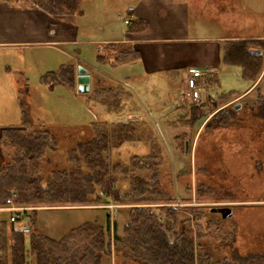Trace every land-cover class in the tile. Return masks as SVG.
<instances>
[{
    "label": "rangeland",
    "instance_id": "rangeland-1",
    "mask_svg": "<svg viewBox=\"0 0 264 264\" xmlns=\"http://www.w3.org/2000/svg\"><path fill=\"white\" fill-rule=\"evenodd\" d=\"M187 1L193 7L197 0ZM260 3L261 14L257 26H216L213 21H205L206 26H182L180 31L188 38L229 35L264 38V1L260 0ZM134 4V0H91V2L82 0L81 15L44 16L55 26L65 24L73 27L77 43L64 49L75 54L80 53L76 55V64L83 66L87 71L88 69L92 71L94 68L110 76L114 70L95 61L97 46L88 45V39L120 35L122 31H126L128 26L123 20H130L127 8H132ZM31 10L33 9H29L30 13ZM190 13L192 20L190 24L193 25L197 12ZM39 16H42L41 13ZM18 21L15 16L3 19V15H0V40L3 37L7 40L23 37L22 33L19 35L17 31L10 29L17 26ZM173 33L177 32H163L158 26H150L144 36L166 38ZM261 47L262 44L253 46L254 49ZM159 49L163 52L162 58L168 61H174L177 57L188 60L190 56L193 60L191 65L198 60L202 50L194 44L186 53L178 50L177 45L171 43H163ZM21 50L26 68L32 67L28 73L31 82L39 81L40 76L57 70L58 64L61 66L66 61L65 56L48 47L27 46ZM160 69L147 75L146 81L149 84L147 89L133 94L131 102L126 104L132 109L128 110L123 104L122 110L116 114H108L100 110V106L88 102L87 93H77V89L75 93L63 88H54L51 92L44 87L45 92L37 94L36 91L34 92L35 86L30 87L27 90L30 114L34 115V119L41 115L45 126L57 140L56 151L46 154L47 160L42 167L44 178L47 179L55 169L64 170L70 166L66 163L67 151L75 143L88 141L93 137L91 124L123 121L126 119V114L132 112L143 120L151 121L147 124L152 140L161 148V161H158L160 159L156 160L157 163L155 161L156 166L161 162L156 172L159 175L157 183L170 199L164 203L139 206L152 209L156 206L170 207L179 211L181 220L189 216L191 209L200 208L203 216L201 225L204 230H209L206 222H214L218 227H213V235L219 231L223 234V238H226L224 237L226 234L233 233L232 240L231 237L220 241L208 237L201 241L204 251L211 254L213 263L224 258L229 260L235 254L241 257L253 254L264 255V118L256 117L258 94L264 96L261 75L249 92L222 101L220 97L243 93L251 83L243 79L238 67L220 63L216 71L217 86L200 85L207 104L200 107L193 106L200 111L202 121L189 128L178 121L182 117L186 118L192 108L187 101L181 99L186 86L187 73L185 77L178 78L173 75V70L166 72ZM74 71L76 86L75 67ZM93 76L92 87L95 78H100L96 71ZM31 85L35 84L31 83ZM237 104L241 107L234 110ZM222 110L233 111L234 118L227 124L225 123L227 119H223L213 126H205ZM155 120L157 122L153 123L152 121ZM129 144L111 152L109 163L126 164L132 155H144L147 151L144 143ZM7 161L8 157L4 155L0 146V166ZM142 174L151 175L152 171ZM196 191H199L200 196ZM220 206L232 207L233 215L230 219L222 220L218 214L209 212L210 208ZM128 207L109 201L108 204L99 205L38 208L36 227L46 237L57 240L83 223L105 227L106 218L109 216V240L106 238V243L109 242L110 253L108 257H104L101 264H142L140 260L129 261L121 254H116V246L113 245V234L121 237L124 235L122 229L127 220ZM7 217L5 212H0V219ZM114 223L116 229L112 225Z\"/></svg>",
    "mask_w": 264,
    "mask_h": 264
},
{
    "label": "trees",
    "instance_id": "trees-1",
    "mask_svg": "<svg viewBox=\"0 0 264 264\" xmlns=\"http://www.w3.org/2000/svg\"><path fill=\"white\" fill-rule=\"evenodd\" d=\"M0 1H25L50 17L82 14V0ZM259 44L263 47L253 48ZM102 48L96 54V62L109 67L133 62L140 57L137 51L124 43L106 44ZM257 50L261 51L260 55L255 53ZM219 57L221 64L238 67L243 79L251 83L250 86L260 75V81L264 84V39L223 41ZM74 67V63L62 65L55 72L45 73L40 83L48 91L63 88L75 93ZM201 84L217 86L218 77L216 74L199 77L195 85L201 88ZM93 85L86 94L88 102L104 107L108 114L119 113L122 105L132 98V93L123 85L105 77L95 78ZM242 94L233 93L229 97H220V100ZM27 96V88L24 87L18 94L20 125L1 130L0 146L8 161L0 166V205L10 193L15 192L18 204L34 209L22 212L18 223H9L8 217L0 219V264H101L110 253L109 242L106 243V238L109 240V216L105 227L83 223L54 240L39 232L36 212L38 208L99 205L108 204L109 201L129 206L122 229L124 235L112 236L116 254L129 261L140 260L142 264H264L263 254L241 257L235 253L229 260L224 258L213 263L211 254L204 251L201 241L208 237L219 241L231 237L232 240L233 233L226 234V238L219 231L213 235V227H218L214 222H206L209 230H204L200 208L191 209L189 216L181 220L176 209L139 206L170 200L158 187L159 175L156 172L161 162L156 166L155 161H161V148L153 142L146 121L91 124L93 137L75 143L67 151L66 163L70 166L64 170H53L45 179L42 167L47 160L46 154L56 151L57 140L44 123L32 120ZM257 98L256 117L264 118V96L258 94ZM234 116L233 111L222 110L205 126H213L223 119H227V124ZM202 118L198 108L192 107L189 115L178 121L193 128L201 123ZM133 142L144 143L146 153L132 155L126 164L109 163L111 152ZM149 171H152L151 175L142 174ZM197 194L200 196L199 191ZM21 220H26L28 234L21 231ZM112 225L116 229L115 223Z\"/></svg>",
    "mask_w": 264,
    "mask_h": 264
},
{
    "label": "crops",
    "instance_id": "crops-1",
    "mask_svg": "<svg viewBox=\"0 0 264 264\" xmlns=\"http://www.w3.org/2000/svg\"><path fill=\"white\" fill-rule=\"evenodd\" d=\"M134 1L135 4L132 7L133 11L128 12L130 24L127 25L128 28L126 31H122L120 35L117 34L110 37H99V39H88V45L97 46L96 54H98L106 44L124 43V45H127L130 49L137 51L140 57L136 61L110 67V69L114 70V73H111L110 76L94 68H92V71L88 69L90 75V90L92 79H94L93 74H95L96 71L99 76L105 77L113 83L123 85L132 93V100L135 92H141V90L148 88L149 84L146 81V77L150 72L158 68L166 72L173 70V75H176L178 78L185 77L187 69L190 67L201 69L203 73L202 77L206 75H217L216 71L221 63L219 50L223 41L264 39L263 37H253L251 35L188 38L180 31L182 26H206L204 25L205 21H213L216 26H257V20L259 19V14H261L259 10V7H261L260 0H197L193 7H191L192 4H188L187 0ZM88 2H91V0H88ZM29 9H33L31 13ZM194 11L197 13L195 15V23L192 25L190 24L192 21L190 12ZM39 13H41L42 16H39ZM0 15H3V19L14 16L15 19H19L20 23L18 21V25L10 29L17 31L18 34L22 33L23 36L21 39L16 37L18 39L7 40L3 37L0 40L1 133L2 129L18 127L20 125L21 114L18 104V94L21 89L25 87L28 90L30 87L32 88L35 86L36 89L34 92L36 91L37 94L45 92V86L40 83V79L35 82L30 81L31 77L29 78L28 73L32 67L30 69L26 68V63L22 59L21 48L27 46L48 47L66 57L65 63L61 64V66L74 63L75 68L79 65L76 64V57L80 53L76 52L75 54V52L72 53L71 51L70 53L64 49L74 46L77 43L76 34L73 32L74 29L72 26L65 24L62 26H55L51 24L52 22L46 20L44 16L46 14L28 4V2L0 1ZM150 26H158L163 32L176 31L177 33H173L172 36L166 38L144 36L147 31H149ZM163 43L177 45V48H179L178 50L185 51L186 53L189 52L191 45L193 46L194 44L202 50L198 56V60L194 61L192 65L190 64L192 60L190 56H188V58H190L188 59L189 61L185 58L182 59L178 57L174 61H168L162 58L163 52L159 49L160 45ZM41 63L43 64L44 62L42 61ZM59 67L60 65L58 64L57 70ZM41 77L42 76H40V78ZM31 83L35 85H31ZM253 85L244 91L243 94L249 92ZM130 102L123 105L124 107H128V110L132 109L126 105ZM99 108L105 111L104 107L100 106ZM31 118L34 122L45 124L41 119V115H38V118L34 119V115L31 114ZM126 120L146 121L139 115H133L132 112L126 114V119L123 121ZM146 122L149 124L151 121L148 120ZM152 122L156 123L157 121L155 120ZM143 145L146 147L145 144Z\"/></svg>",
    "mask_w": 264,
    "mask_h": 264
},
{
    "label": "built area",
    "instance_id": "built-area-1",
    "mask_svg": "<svg viewBox=\"0 0 264 264\" xmlns=\"http://www.w3.org/2000/svg\"><path fill=\"white\" fill-rule=\"evenodd\" d=\"M128 12H132V8L127 9ZM125 25L130 24V20H123ZM203 73L197 68H189L187 70V77L185 79L186 86L184 88L181 99L187 101L192 107H200L207 104L206 98L202 96L201 90L195 85L197 78L202 77ZM18 195L15 192L5 199L4 203L0 205V212H5L8 215L9 223H18V220L22 212H28L33 207L24 206L17 203ZM37 209V208H35ZM20 229L24 234L29 233L26 220H21Z\"/></svg>",
    "mask_w": 264,
    "mask_h": 264
},
{
    "label": "water",
    "instance_id": "water-1",
    "mask_svg": "<svg viewBox=\"0 0 264 264\" xmlns=\"http://www.w3.org/2000/svg\"><path fill=\"white\" fill-rule=\"evenodd\" d=\"M257 55L261 54L260 50L255 51ZM76 89L77 93L90 92V75L89 71L83 68L81 65L76 66ZM240 104L234 106V110L240 108ZM210 213L218 214L222 220H228L233 215V209L231 206L212 207L209 209Z\"/></svg>",
    "mask_w": 264,
    "mask_h": 264
}]
</instances>
